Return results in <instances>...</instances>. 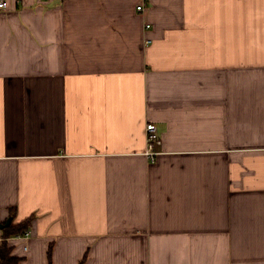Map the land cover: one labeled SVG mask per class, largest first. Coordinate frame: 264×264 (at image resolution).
<instances>
[{"label":"crops","instance_id":"crops-1","mask_svg":"<svg viewBox=\"0 0 264 264\" xmlns=\"http://www.w3.org/2000/svg\"><path fill=\"white\" fill-rule=\"evenodd\" d=\"M5 1L0 226L32 220L0 248L264 264V0Z\"/></svg>","mask_w":264,"mask_h":264},{"label":"built area","instance_id":"built-area-1","mask_svg":"<svg viewBox=\"0 0 264 264\" xmlns=\"http://www.w3.org/2000/svg\"><path fill=\"white\" fill-rule=\"evenodd\" d=\"M148 1V0H143ZM144 2H142V5L138 7V11L142 12L144 9ZM0 9H7V2L5 0H0ZM147 28H150L149 25ZM146 135H147V151L146 155L151 163H155L157 161V158L161 155L159 153V148L162 146V138L161 135H159L157 126L155 124H148L146 127ZM30 237V233H26L24 236H19L18 238H24L28 239Z\"/></svg>","mask_w":264,"mask_h":264},{"label":"trees","instance_id":"trees-1","mask_svg":"<svg viewBox=\"0 0 264 264\" xmlns=\"http://www.w3.org/2000/svg\"><path fill=\"white\" fill-rule=\"evenodd\" d=\"M32 220V219H31ZM31 220L15 226H11L4 230L5 240L14 238L17 236H24L26 233L30 232V223ZM12 255V249L9 248L7 241L3 244V247L0 248V264H19L20 259H15Z\"/></svg>","mask_w":264,"mask_h":264},{"label":"water","instance_id":"water-1","mask_svg":"<svg viewBox=\"0 0 264 264\" xmlns=\"http://www.w3.org/2000/svg\"><path fill=\"white\" fill-rule=\"evenodd\" d=\"M11 225V221L7 222L5 225L0 226L1 229H5Z\"/></svg>","mask_w":264,"mask_h":264}]
</instances>
